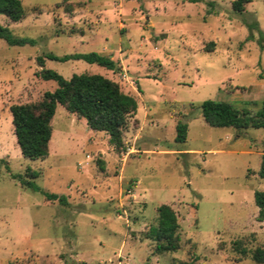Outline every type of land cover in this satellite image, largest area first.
Returning a JSON list of instances; mask_svg holds the SVG:
<instances>
[{"label":"rangeland","instance_id":"obj_1","mask_svg":"<svg viewBox=\"0 0 264 264\" xmlns=\"http://www.w3.org/2000/svg\"><path fill=\"white\" fill-rule=\"evenodd\" d=\"M232 1L21 0L22 19L0 14L34 40L0 38V264H264L252 258L264 248L254 201L264 191V128L211 126L198 108L214 99L255 112L264 97V0L242 13ZM89 51L119 70L83 59L44 66L64 78L101 74L136 99L124 149L57 104L48 155L23 157L9 105L57 87L36 76V56ZM177 121L188 125L183 142L174 140ZM32 170L38 189L13 177ZM161 203L177 214L175 252L155 253L145 235Z\"/></svg>","mask_w":264,"mask_h":264},{"label":"trees","instance_id":"obj_2","mask_svg":"<svg viewBox=\"0 0 264 264\" xmlns=\"http://www.w3.org/2000/svg\"><path fill=\"white\" fill-rule=\"evenodd\" d=\"M250 1L233 0L231 3L233 11L242 13L246 3ZM0 14L17 21L25 16V8L21 0H0ZM0 38L10 45L34 43L32 38L15 35L8 26L1 23ZM46 58L60 61L83 59L107 67L114 72L119 70V66L110 55L95 51L75 52L62 56L48 52L36 56L35 62L40 67L35 72L36 76L56 81L57 87L52 91H45L36 101L9 105L13 133L22 156L34 159L45 158L48 155V143L52 133L51 119L57 104H61L78 118H84L89 128L104 131L108 135L109 143L115 149H124L123 132L129 117L136 113V99L122 91L116 81L98 73H73L69 78H64L57 71L44 66ZM198 108L203 120L211 126L236 129L250 126L264 128V97L260 101L259 109L255 112L240 109L228 101L214 99L202 100ZM187 130L188 125L185 121H177L174 140L185 141ZM258 175L264 177V153L261 154ZM30 176L31 178L28 179L20 175L13 177L17 178L22 186L38 189L32 179L37 176V172L30 171ZM45 197L48 200L64 201L62 195L53 193H45ZM254 201L258 208L257 220L264 222V191L256 190ZM156 212L157 224L149 227L145 235L154 241L155 253L175 252L180 246L177 214L171 205L166 203L159 204ZM241 251H244L243 248ZM252 258L258 263H264V248H255ZM8 264L18 263L10 261ZM181 264H192V262Z\"/></svg>","mask_w":264,"mask_h":264},{"label":"crops","instance_id":"obj_3","mask_svg":"<svg viewBox=\"0 0 264 264\" xmlns=\"http://www.w3.org/2000/svg\"><path fill=\"white\" fill-rule=\"evenodd\" d=\"M121 171V170H120ZM119 177V179H121L122 178V176H121V173H120V175L118 176Z\"/></svg>","mask_w":264,"mask_h":264}]
</instances>
